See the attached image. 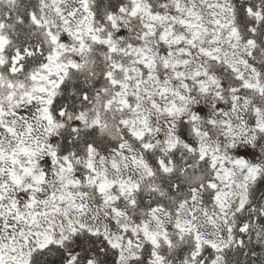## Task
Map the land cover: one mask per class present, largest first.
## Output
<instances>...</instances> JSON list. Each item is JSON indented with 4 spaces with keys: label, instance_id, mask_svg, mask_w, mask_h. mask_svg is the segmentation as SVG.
<instances>
[{
    "label": "snow or ice",
    "instance_id": "snow-or-ice-1",
    "mask_svg": "<svg viewBox=\"0 0 264 264\" xmlns=\"http://www.w3.org/2000/svg\"><path fill=\"white\" fill-rule=\"evenodd\" d=\"M0 264H264V0H0Z\"/></svg>",
    "mask_w": 264,
    "mask_h": 264
}]
</instances>
